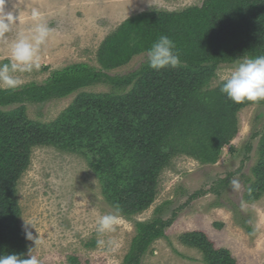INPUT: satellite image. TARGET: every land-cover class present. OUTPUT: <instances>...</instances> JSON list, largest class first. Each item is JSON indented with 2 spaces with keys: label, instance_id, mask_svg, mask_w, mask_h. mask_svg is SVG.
I'll use <instances>...</instances> for the list:
<instances>
[{
  "label": "trees",
  "instance_id": "16d2710c",
  "mask_svg": "<svg viewBox=\"0 0 264 264\" xmlns=\"http://www.w3.org/2000/svg\"><path fill=\"white\" fill-rule=\"evenodd\" d=\"M160 35L175 42L179 67L155 70L145 59L128 72H111L145 54ZM257 55H264V0H204L181 10L131 14L101 40L97 65L75 62L53 69L42 81L0 89V255L23 253L27 258L16 185L33 147L84 156L108 205L131 218L155 202L160 175L178 155L216 163L238 133L239 109L264 103L236 104L220 92V84L210 87L219 65ZM94 85L106 89L84 90ZM72 94V102L52 120L26 114L28 103ZM260 135L257 161L244 181L248 201L264 189V131ZM171 203L165 200L149 219L134 221L122 264H142L154 241L166 237L165 228L179 212L163 217ZM240 223L251 231L243 219ZM182 239L201 251L205 264H237L204 232H189ZM68 264H79L78 257L70 255Z\"/></svg>",
  "mask_w": 264,
  "mask_h": 264
},
{
  "label": "rangeland",
  "instance_id": "374dc122",
  "mask_svg": "<svg viewBox=\"0 0 264 264\" xmlns=\"http://www.w3.org/2000/svg\"><path fill=\"white\" fill-rule=\"evenodd\" d=\"M204 0H6L5 10L12 11L16 23L12 31L0 37V62L7 63L9 43L18 32L27 33L31 10L38 8L52 29L39 52L40 68L31 73H17L24 84L44 80L53 69L75 62L97 65L96 51L101 40L133 13L149 10H181L201 5ZM145 54L134 56L128 64L112 73L137 68ZM235 63L221 64L210 87L230 73ZM103 85L84 90L99 92ZM72 94L60 100L28 103L31 119L49 121L57 117L73 100ZM238 133L224 146L214 164H200L188 155H178L159 179V194L145 211L131 218L118 214L115 230L98 233L99 215L114 212L104 199L99 180L86 158L53 146L31 149L29 164L18 178L17 199L24 220L34 240H28V252L38 256L41 264H68L74 254L79 264H122L135 233L134 221L147 220L156 205L172 200L163 217L179 210L166 237L154 241L142 264H205L199 249L186 244L182 236L204 232L215 248H226L237 264H264V189L253 199L244 198V181L257 161L260 132L264 131V103L250 104L237 112ZM238 179L239 191L230 181ZM251 226L248 232L240 223Z\"/></svg>",
  "mask_w": 264,
  "mask_h": 264
},
{
  "label": "clouds",
  "instance_id": "9594fccd",
  "mask_svg": "<svg viewBox=\"0 0 264 264\" xmlns=\"http://www.w3.org/2000/svg\"><path fill=\"white\" fill-rule=\"evenodd\" d=\"M6 0H0V37L12 31L16 23V16L12 11L5 10ZM32 26L27 33L18 32L8 46L7 63L0 62V89L16 90L24 84L17 73H31L40 68L39 52L51 35L52 29L45 21L38 8L30 13ZM147 66L160 70L176 68L181 64L179 50L175 42L167 35H160L145 53ZM220 92L233 103L264 101V55L248 56L237 59L229 74L221 77ZM232 190L241 188L238 179L230 181ZM119 207L114 212L99 215L96 220L98 233H108L115 230L118 223ZM29 226L34 227L32 221L24 220L22 229L27 240H34ZM32 248L27 253H12L0 255V264H41L38 256L32 254Z\"/></svg>",
  "mask_w": 264,
  "mask_h": 264
}]
</instances>
